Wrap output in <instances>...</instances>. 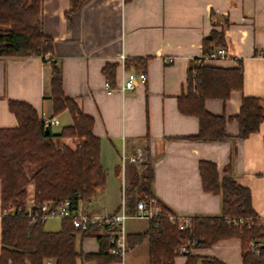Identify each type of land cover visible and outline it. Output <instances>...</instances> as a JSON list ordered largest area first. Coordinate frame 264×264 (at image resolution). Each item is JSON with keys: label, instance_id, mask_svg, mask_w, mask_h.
Masks as SVG:
<instances>
[{"label": "crops", "instance_id": "obj_1", "mask_svg": "<svg viewBox=\"0 0 264 264\" xmlns=\"http://www.w3.org/2000/svg\"><path fill=\"white\" fill-rule=\"evenodd\" d=\"M71 8V0H43L44 31L54 43L45 58L0 56V128L19 124L10 110V100L33 105L43 120H51L54 133L73 123L68 109L54 113L51 90L56 66L61 71L64 92L94 117L93 132L101 140V163L107 179L94 197L81 202L85 212L106 215L120 211L124 197L128 240L147 233L151 219L138 214L137 203L142 199L136 198L138 178L150 162L153 197L168 212L220 216L222 195L204 189L200 171L202 161H211L221 178L232 175L250 189L253 207L264 218V122L257 132L241 138L235 118L244 96L264 99V0H85L77 11L70 12ZM213 30L224 32L230 57L208 64L240 65L245 83L227 100L205 101L209 111L227 118L231 138L190 140L186 137L198 133L199 119L183 114L178 98L187 93L189 75ZM122 54L132 63L129 69L121 65ZM170 57L173 62L167 61ZM108 63L118 64L116 83L126 70L143 71L147 78L133 90L108 93L103 71ZM62 142L75 145L70 137ZM138 147L147 150L149 162L129 161L123 166L122 154H135ZM34 194L35 184L28 190V207L34 205ZM6 213L0 179V253ZM60 220L57 227L44 225L45 229L60 230ZM96 227L90 234L78 235L79 251H100L98 236L107 233ZM108 251L113 254L112 248ZM192 254L200 260L208 257L226 264H243L242 242L237 237L197 246ZM188 257L177 252L174 262L186 264ZM77 264L99 262L79 258ZM110 264H151L149 236L130 244L125 257Z\"/></svg>", "mask_w": 264, "mask_h": 264}, {"label": "trees", "instance_id": "obj_2", "mask_svg": "<svg viewBox=\"0 0 264 264\" xmlns=\"http://www.w3.org/2000/svg\"><path fill=\"white\" fill-rule=\"evenodd\" d=\"M85 0H71L70 12L77 11ZM128 1V0H127ZM53 39L44 31L43 0H0V56H31L53 50ZM226 46L223 31L213 30L204 41V52ZM140 62V61H139ZM132 63L125 60L126 68ZM117 63L104 68L106 78L116 83ZM242 67H218L211 64L196 65L188 79V91L178 98L179 110L199 119L198 133L187 136L190 140H226L227 118L216 115L205 106L207 98L227 100L233 90L244 87ZM54 113L68 109L73 123L54 133L39 116L33 105L22 100H10V110L18 118L14 128H0V179L2 181V205L7 213L2 219V250L0 264H77L79 258L96 259L99 264H110L120 256L109 253L113 244L108 235H99L101 249L97 253H83L77 249L78 235L90 234L88 230L74 227L71 219H63L61 229L48 231L45 221L32 223L27 214L28 189L35 184L34 211L44 201L60 202L70 199L78 209L81 202L91 199L106 183L107 173L101 163V140L94 134V117L85 113L72 97L64 92L61 71L54 67L51 90ZM238 121L241 138L257 132L264 122V99L244 96ZM74 139L75 145L62 142ZM144 162L146 164L148 161ZM28 164L38 167L28 173ZM138 178L136 201L152 198V167ZM200 171L204 189L222 195V215L192 216V225L180 229L167 216L169 209L161 204V211L150 220L147 233L130 236V244L150 239L151 264H175L177 247L184 241L198 238L197 246H210L226 238L237 237L242 242L243 264H264V245L260 254L250 244L264 237L257 225L260 217L252 204V193L232 175L220 177L218 168L211 161H202ZM244 218L243 224H234ZM251 220L253 223H251ZM186 264H226L216 258L188 255ZM200 262V263H199Z\"/></svg>", "mask_w": 264, "mask_h": 264}, {"label": "built area", "instance_id": "obj_3", "mask_svg": "<svg viewBox=\"0 0 264 264\" xmlns=\"http://www.w3.org/2000/svg\"><path fill=\"white\" fill-rule=\"evenodd\" d=\"M230 55L226 46H221L210 51L204 52L196 61L197 65H205L211 61H218L229 58ZM121 65L125 66V55H121ZM168 62H173L174 58L170 57ZM147 75L143 71H128L126 70L121 80L114 85L108 80L106 83V89L108 93H112L115 90L125 92L127 90H133L136 88L139 82H144ZM48 125L51 120H44ZM148 157V152L143 147H138L135 154L126 155L122 154L121 160L122 165L127 161H132L135 163H142L146 161ZM162 207L160 202L152 197L145 198L137 203L138 214L141 217H146L148 219L156 218ZM27 214L31 218V222L46 221L50 218L57 219H71L74 227L82 230H88L92 226L101 227L109 236V241L113 244V253L120 256V258L125 257L127 254L130 244L128 240V234L125 228V222L128 218V214L125 210V199L123 197L122 208L120 211H116L111 214L106 215H92L85 212L82 208L74 209L70 199H65L60 202L54 201H44L38 208L34 211L33 206L27 208ZM168 220L172 224L178 225L180 229H186L192 225V216L179 215L177 213H167ZM245 222L244 218L235 219L234 224H243ZM251 223L253 221L251 220ZM257 225L261 227L264 232V218L259 217ZM199 242L198 238H192L184 241L177 247L179 255H191L195 247ZM255 248L256 254H260V247L264 245V237L252 241L250 244ZM47 264H51L50 260H46Z\"/></svg>", "mask_w": 264, "mask_h": 264}, {"label": "rangeland", "instance_id": "obj_4", "mask_svg": "<svg viewBox=\"0 0 264 264\" xmlns=\"http://www.w3.org/2000/svg\"><path fill=\"white\" fill-rule=\"evenodd\" d=\"M72 147H74V145H72ZM127 163H129V161H127ZM122 164V163H121ZM28 166V168H27V170H28V173L29 174H32V172L38 167V165L37 164H33V165H31V164H28L27 165ZM34 183L33 182H31L29 185H28V190H30V188L32 187V185H33ZM61 222V220L60 219H57V218H50V219H47L46 220V227H57L58 226V224Z\"/></svg>", "mask_w": 264, "mask_h": 264}, {"label": "water", "instance_id": "obj_5", "mask_svg": "<svg viewBox=\"0 0 264 264\" xmlns=\"http://www.w3.org/2000/svg\"><path fill=\"white\" fill-rule=\"evenodd\" d=\"M46 132L47 133L49 132V126L48 125L46 126Z\"/></svg>", "mask_w": 264, "mask_h": 264}]
</instances>
